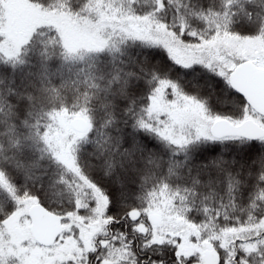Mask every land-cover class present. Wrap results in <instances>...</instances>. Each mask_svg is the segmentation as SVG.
<instances>
[{
	"label": "snow or ice",
	"instance_id": "obj_1",
	"mask_svg": "<svg viewBox=\"0 0 264 264\" xmlns=\"http://www.w3.org/2000/svg\"><path fill=\"white\" fill-rule=\"evenodd\" d=\"M0 264H264V0H0Z\"/></svg>",
	"mask_w": 264,
	"mask_h": 264
}]
</instances>
